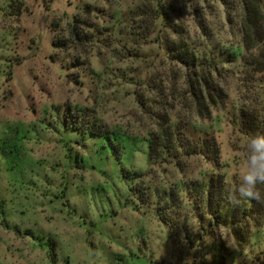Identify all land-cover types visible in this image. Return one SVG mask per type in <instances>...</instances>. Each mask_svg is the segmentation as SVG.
<instances>
[{
    "label": "rangeland",
    "instance_id": "obj_1",
    "mask_svg": "<svg viewBox=\"0 0 264 264\" xmlns=\"http://www.w3.org/2000/svg\"><path fill=\"white\" fill-rule=\"evenodd\" d=\"M243 1L0 0V264H264V222L241 224V242L239 220L224 224L184 192L212 173L237 185L248 139L229 118L262 109L264 84L259 96L255 82L243 87L239 60L223 65L213 79L224 103L204 118L189 71L165 51L179 39L165 22L206 50L242 48ZM79 110L80 122L127 136L119 163L87 132L65 130ZM169 121L210 131L219 165L149 160L143 140ZM121 168L138 174L148 204Z\"/></svg>",
    "mask_w": 264,
    "mask_h": 264
},
{
    "label": "trees",
    "instance_id": "obj_2",
    "mask_svg": "<svg viewBox=\"0 0 264 264\" xmlns=\"http://www.w3.org/2000/svg\"><path fill=\"white\" fill-rule=\"evenodd\" d=\"M241 10L244 13L242 19V35L244 46L233 52L218 50L213 45H208L206 50L201 44L188 42L181 32V27L173 28L169 22L165 26L174 29V34L179 35L178 40L168 41L165 51L170 60L185 66L188 75L187 81L190 89V95L195 105L198 115L204 118H210L211 110L220 107L224 103L222 90L219 83L214 81V77H220L227 70L223 67L230 64L233 60H239L241 70L239 72L241 82L244 88L252 87L255 82L258 95L262 96L261 81L264 78V7L257 1L251 0L241 2ZM263 76V77H262ZM262 83V84H261ZM262 109L255 111L253 109H239L237 114L230 116V124L244 138L248 139L255 134H264V101L261 104ZM262 113V114H261ZM84 111L79 110L76 113H69V117L64 116L63 126L65 130L72 129L82 135L87 134L98 139L103 148H110L119 163L120 142L126 141L127 136L123 133L112 132L100 123L80 122L83 118ZM261 114V115H260ZM208 115V117H205ZM179 121L168 122L159 130L148 134V138L143 140L148 146V158L153 163L168 161L180 167L184 159L199 156L205 158L214 167L219 165V146L210 131H200L197 136L189 134L190 128ZM122 177L129 181L131 185L137 186L138 174L121 168ZM226 175L217 176L212 173L205 182H193V188L184 187L186 198L191 200L196 209L206 211L207 215L215 214V217L222 219L224 224L236 223L243 224L245 227L248 223L259 226L264 222V203L255 200H246L240 204H233L227 199L228 191L234 190L236 186H231L225 181ZM131 191L133 190L131 186ZM134 189V190H135ZM264 192V188H260ZM140 193V192H139ZM141 194V193H140ZM173 194L168 193L167 199H172ZM141 202L148 204L149 196L145 190L140 195ZM168 200L166 203H168ZM159 218L163 223H167L166 217L161 214V208H157ZM203 215V213H200ZM238 222V221H237ZM247 232V231H246ZM234 233L239 241L246 240V234L243 227L234 228ZM210 245V244H209ZM212 250L209 254L220 255L223 249L221 241L211 242ZM215 250V251H214ZM217 256V255H216ZM217 259V257H215ZM220 264V259L218 262Z\"/></svg>",
    "mask_w": 264,
    "mask_h": 264
},
{
    "label": "clouds",
    "instance_id": "obj_3",
    "mask_svg": "<svg viewBox=\"0 0 264 264\" xmlns=\"http://www.w3.org/2000/svg\"><path fill=\"white\" fill-rule=\"evenodd\" d=\"M246 151V159L236 173L237 186L228 191L227 199L233 204L246 200L264 203V192L260 189L264 185V134L250 136Z\"/></svg>",
    "mask_w": 264,
    "mask_h": 264
}]
</instances>
